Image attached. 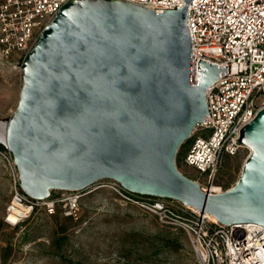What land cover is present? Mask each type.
I'll list each match as a JSON object with an SVG mask.
<instances>
[{"label":"water","instance_id":"1","mask_svg":"<svg viewBox=\"0 0 264 264\" xmlns=\"http://www.w3.org/2000/svg\"><path fill=\"white\" fill-rule=\"evenodd\" d=\"M156 13L121 0H70L22 59L18 105L0 118L23 193L82 191L117 180L129 193L179 200L219 223L264 226V108L240 130L250 149L236 183L208 194L176 167L210 116L206 91L227 65L194 68L188 3Z\"/></svg>","mask_w":264,"mask_h":264},{"label":"built area","instance_id":"2","mask_svg":"<svg viewBox=\"0 0 264 264\" xmlns=\"http://www.w3.org/2000/svg\"><path fill=\"white\" fill-rule=\"evenodd\" d=\"M70 0H0V69H16L31 50L45 26L60 7ZM145 6L156 13L173 10L182 0H121ZM187 27L192 41L194 68L199 59L227 65L206 91L210 116L196 125L184 153L187 166L199 174L202 191L224 192L214 185L223 155H235L240 147V130L264 108V0H191ZM21 67V64H20ZM11 180L5 221L14 226L40 208L55 212L56 197L36 200L20 187L19 172L10 150L0 146ZM114 191L158 216L162 225L181 229L189 236L198 264H264V226L258 223L221 224L206 211H199L179 200L141 198L125 191L113 180ZM229 189V188H228ZM77 195H70L68 215H75Z\"/></svg>","mask_w":264,"mask_h":264},{"label":"rangeland","instance_id":"3","mask_svg":"<svg viewBox=\"0 0 264 264\" xmlns=\"http://www.w3.org/2000/svg\"><path fill=\"white\" fill-rule=\"evenodd\" d=\"M20 64L16 69H0V118L9 117L18 105ZM198 134L196 130L192 135ZM192 138L183 142L175 159L176 167L196 180L199 174L183 159ZM249 153L244 146L235 155L224 154L214 185L232 187ZM112 182L103 178L82 191L52 190L50 197L59 198L54 213L40 208L12 226L4 219L11 180L0 158V264H198L183 230L162 225L156 214L114 191ZM72 194L78 196V208L75 215H68L67 198ZM163 227L171 234L161 233Z\"/></svg>","mask_w":264,"mask_h":264},{"label":"trees","instance_id":"4","mask_svg":"<svg viewBox=\"0 0 264 264\" xmlns=\"http://www.w3.org/2000/svg\"><path fill=\"white\" fill-rule=\"evenodd\" d=\"M186 151V150H185ZM184 155V154H183ZM186 175V174H185ZM187 176V175H186ZM187 177H189V176H187ZM190 178V177H189ZM193 180V179H192ZM164 225V224H163ZM165 227H167V228H169V229H172V230H178V229H173V228H171V227H169V226H166V225H164ZM165 227H163L162 229H159V231L161 232V233H163V232H165V233H167V234H171V231H169V230H167Z\"/></svg>","mask_w":264,"mask_h":264},{"label":"bare ground","instance_id":"5","mask_svg":"<svg viewBox=\"0 0 264 264\" xmlns=\"http://www.w3.org/2000/svg\"><path fill=\"white\" fill-rule=\"evenodd\" d=\"M212 218H214L212 215H211ZM215 219V218H214Z\"/></svg>","mask_w":264,"mask_h":264},{"label":"crops","instance_id":"6","mask_svg":"<svg viewBox=\"0 0 264 264\" xmlns=\"http://www.w3.org/2000/svg\"><path fill=\"white\" fill-rule=\"evenodd\" d=\"M184 156V155H183Z\"/></svg>","mask_w":264,"mask_h":264}]
</instances>
